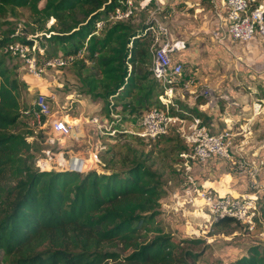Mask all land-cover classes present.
Segmentation results:
<instances>
[{
	"label": "trees",
	"instance_id": "trees-1",
	"mask_svg": "<svg viewBox=\"0 0 264 264\" xmlns=\"http://www.w3.org/2000/svg\"><path fill=\"white\" fill-rule=\"evenodd\" d=\"M123 1L0 0V16L26 8L38 29L53 18L47 39L58 54L76 56L81 51L68 64L78 63L81 69L87 65L84 59L92 61V70L79 76L86 93L108 113L113 107L129 120L157 104L162 87L149 71L151 43L143 34L148 25L134 27L129 21L134 14L127 20H108ZM98 20L104 21L100 28ZM14 40L33 45L0 34V264H196L199 252L185 250L177 257L169 235L144 233L166 194L160 174L145 158H123L125 166L108 173L30 166L32 145L26 137L32 132L21 127L18 99L24 83L8 63L15 57L3 51ZM188 110L205 121L194 108ZM229 223L236 221L223 217L214 222ZM227 264H264V255L251 246Z\"/></svg>",
	"mask_w": 264,
	"mask_h": 264
},
{
	"label": "rangeland",
	"instance_id": "rangeland-1",
	"mask_svg": "<svg viewBox=\"0 0 264 264\" xmlns=\"http://www.w3.org/2000/svg\"><path fill=\"white\" fill-rule=\"evenodd\" d=\"M144 2L143 0H134L135 12L129 21L137 28L148 25V29H143V34H146V38L152 43L156 30L153 31L150 26L156 28L155 19L158 12L152 2L146 4ZM53 23L54 19L49 18L44 27L38 29L32 21L30 11L26 8H17L12 14L8 13L5 17L0 16V34L6 32L15 38L31 40L32 44L40 48L44 54L54 55L60 51L47 39V36L52 33L47 29ZM8 63L15 67L18 78L24 83L18 99L22 111L23 126L21 127L23 130L32 132L30 136L26 137V140L32 145L30 166L39 170L41 162L44 160L52 167L50 170L69 171L67 166L71 163L70 160L82 157L85 160L80 158L82 163L84 162L81 172L95 170L99 173H108L111 168L115 170L123 168L125 166L121 162L123 158L141 157L146 159V164L150 165L152 171L160 174L164 189L168 191L178 189L181 178H184V166L181 164L182 157L179 153L186 150L178 132L170 130L168 134L153 141L144 140L131 132V130H135L134 125L142 113L136 114V117L131 115L127 120V117L115 113L113 107L112 111L108 113L98 99L96 100L101 105L96 104L91 110H88L89 108L85 104H83L84 106L79 105L78 100L86 99L88 105L91 103L88 97L94 100L86 93L84 85L79 79V76H85L92 70V64L86 65L82 69L78 63L63 68L46 69L40 78H35L28 74L22 62L16 58H11ZM263 89L264 87L257 88V92L262 94ZM40 94L50 96L48 98L50 112L57 116L69 114V116H65V119L73 126L71 136L60 140L48 132L47 120L50 116L37 115L33 110L35 101ZM115 100L118 102V99ZM178 104L180 107H186L185 105L181 106L180 102ZM92 113L104 116L107 120L106 126L110 125L109 129L99 131L93 136V143L90 138L91 128L79 126L80 123L84 126L89 125L87 120L93 115ZM80 114L83 115L80 116ZM75 116L80 117L79 120H76ZM86 132L89 134H85ZM60 153L67 163L65 166H60L57 163L59 161L57 156ZM92 154H96L98 163L93 164ZM47 167L45 168H50L48 165ZM165 212L170 214V219H167ZM177 213L172 209L160 210L154 217L152 225L144 229L147 236L157 232L169 235L177 257L182 256L185 250H190L199 252L198 257L194 260L196 264H227L239 256L246 255L251 246L258 247L264 255V220L262 223L258 222L253 230H248L238 222L224 226L213 223L202 234L197 233L198 237H190L187 235L189 229L188 225L186 226L187 222L196 226L193 221L200 223V220L190 218L187 211L182 213V217L176 215ZM192 238L201 241L194 244L190 242Z\"/></svg>",
	"mask_w": 264,
	"mask_h": 264
},
{
	"label": "built area",
	"instance_id": "built-area-1",
	"mask_svg": "<svg viewBox=\"0 0 264 264\" xmlns=\"http://www.w3.org/2000/svg\"><path fill=\"white\" fill-rule=\"evenodd\" d=\"M226 8V33L237 40H250L255 36H264V0L252 4L251 0H223ZM135 11L134 0H124L121 4L114 7L109 14L108 20H127ZM155 27L150 26L153 31L156 30L151 46L149 48L150 65L149 71L162 87V92L157 95V104L151 105L143 111L138 118L135 130L132 134L144 140L153 141L160 136L168 134L170 130L178 132L183 139L186 150L179 153L181 164L184 171L188 170L191 161H204L210 156H219L224 158L229 166L235 171L244 172L247 177L248 189L242 193L232 194L229 191L220 193L219 190L211 185L187 176V182L180 192H173L171 200L162 202L160 210H170L176 212H189L192 219H199L200 223L193 221L187 222L188 236H197L210 228L219 218H231L241 223L248 230H253L257 223L264 220V183L257 180V174L263 161L258 164L248 163L244 158L243 143L244 138L237 139L241 132L234 133L229 128L218 131H211L208 126L202 122V118L179 106L175 102V93L178 90H188L189 85L194 78H188L185 82L181 81L183 67L181 64L170 65L169 53L181 49L184 45L182 41H169L167 38V28L164 24L155 19ZM104 25L103 20L96 22L97 27ZM145 29H148L147 27ZM16 59L22 62L23 67L28 74L40 78L46 69L63 68L72 62L76 56L81 55V51L74 54L52 56L43 58V51L34 44L28 45L21 41H10L3 48ZM89 65L92 61L84 59ZM207 98L210 105L217 104L219 96L213 95L208 89L200 92ZM50 96L40 95L35 101L34 109L37 115L50 116L47 120L48 132L60 140L72 135L73 126L66 119H62L55 113L50 112L48 98ZM261 104L256 102L252 104V115L260 113ZM92 123L97 131L109 129L107 120L102 115H91L87 120ZM93 164L99 162L96 154ZM57 162L60 166L67 165L63 155L60 153ZM73 159V161H72ZM70 161L82 160L78 157ZM71 164V163H70ZM70 164L67 168L70 170ZM50 164L41 162V169L50 170ZM46 167V168H45ZM80 171L82 167L79 168ZM75 170V169H74ZM76 171V170H75Z\"/></svg>",
	"mask_w": 264,
	"mask_h": 264
},
{
	"label": "crops",
	"instance_id": "crops-1",
	"mask_svg": "<svg viewBox=\"0 0 264 264\" xmlns=\"http://www.w3.org/2000/svg\"><path fill=\"white\" fill-rule=\"evenodd\" d=\"M143 1L145 4L152 2L155 6L158 12L156 19L166 26L169 41H182L184 45L169 53L170 65H182V82L188 78H194V81L188 90L176 91L175 102L185 105L186 109L191 107L200 112L204 123L213 132L224 128L234 133L241 132L237 139L244 138L245 160L253 164L261 160L264 162V89L262 94L257 92V88L264 87V36H255L246 41L230 37L226 33L223 0ZM260 1L251 0L253 5ZM203 89H208L215 96L221 95L217 104H207V98L200 93ZM88 99L90 105L86 99L78 100L79 105L85 104L88 110L96 104L101 105L97 100ZM256 101L261 104L260 113L252 115L251 106ZM65 116L69 114L59 117L65 119ZM74 118L79 120L80 117ZM79 126L91 128L93 143V136L99 131L92 123L86 126L80 123ZM187 176L198 184L204 182L232 194L248 189L244 172L232 169L224 158L210 156L204 161H191L178 189L166 190L163 202L171 200L173 191L178 193L182 190ZM257 180L264 183V163L258 171ZM165 214L167 219L171 218L169 213ZM176 215L182 217L181 212Z\"/></svg>",
	"mask_w": 264,
	"mask_h": 264
},
{
	"label": "water",
	"instance_id": "water-1",
	"mask_svg": "<svg viewBox=\"0 0 264 264\" xmlns=\"http://www.w3.org/2000/svg\"><path fill=\"white\" fill-rule=\"evenodd\" d=\"M80 163H81L80 160H77V161L74 160V162H71V164H70V170L71 171H74V169H75L76 171H80V169H79Z\"/></svg>",
	"mask_w": 264,
	"mask_h": 264
},
{
	"label": "bare ground",
	"instance_id": "bare-ground-1",
	"mask_svg": "<svg viewBox=\"0 0 264 264\" xmlns=\"http://www.w3.org/2000/svg\"><path fill=\"white\" fill-rule=\"evenodd\" d=\"M77 125V124H76ZM73 161V160H72ZM71 161V162H72ZM93 162V161H92ZM89 164V163H88ZM82 166L81 165H79V168H81ZM211 186H213V185H211ZM214 187V186H213ZM214 188H216L217 190H219L217 187H214ZM220 191V190H219ZM220 193H223V191H220Z\"/></svg>",
	"mask_w": 264,
	"mask_h": 264
},
{
	"label": "clouds",
	"instance_id": "clouds-1",
	"mask_svg": "<svg viewBox=\"0 0 264 264\" xmlns=\"http://www.w3.org/2000/svg\"><path fill=\"white\" fill-rule=\"evenodd\" d=\"M97 115H100V114H97ZM69 171H71V170H69ZM74 172H81V171H75V170H74Z\"/></svg>",
	"mask_w": 264,
	"mask_h": 264
}]
</instances>
